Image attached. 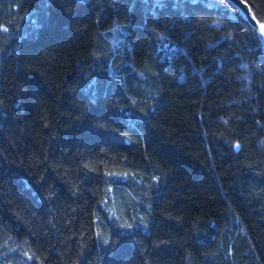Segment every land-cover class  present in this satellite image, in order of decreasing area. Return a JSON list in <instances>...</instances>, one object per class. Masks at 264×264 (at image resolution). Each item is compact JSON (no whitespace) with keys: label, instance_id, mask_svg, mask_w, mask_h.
<instances>
[{"label":"trees","instance_id":"1","mask_svg":"<svg viewBox=\"0 0 264 264\" xmlns=\"http://www.w3.org/2000/svg\"><path fill=\"white\" fill-rule=\"evenodd\" d=\"M262 46L230 0H0V264H264Z\"/></svg>","mask_w":264,"mask_h":264},{"label":"water","instance_id":"2","mask_svg":"<svg viewBox=\"0 0 264 264\" xmlns=\"http://www.w3.org/2000/svg\"><path fill=\"white\" fill-rule=\"evenodd\" d=\"M236 7L239 8L242 15L245 19H247L254 27L257 28L258 34L262 40L263 46V52H264V30L261 29L260 25L264 24L259 21V19L254 14L250 4L246 0H230Z\"/></svg>","mask_w":264,"mask_h":264},{"label":"snow or ice","instance_id":"3","mask_svg":"<svg viewBox=\"0 0 264 264\" xmlns=\"http://www.w3.org/2000/svg\"><path fill=\"white\" fill-rule=\"evenodd\" d=\"M261 29L264 30V24L260 25Z\"/></svg>","mask_w":264,"mask_h":264}]
</instances>
